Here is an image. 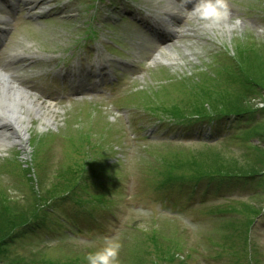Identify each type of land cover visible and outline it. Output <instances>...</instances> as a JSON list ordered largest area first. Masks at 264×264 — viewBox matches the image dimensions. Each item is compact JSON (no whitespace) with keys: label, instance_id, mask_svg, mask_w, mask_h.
Returning a JSON list of instances; mask_svg holds the SVG:
<instances>
[{"label":"rangeland","instance_id":"1","mask_svg":"<svg viewBox=\"0 0 264 264\" xmlns=\"http://www.w3.org/2000/svg\"><path fill=\"white\" fill-rule=\"evenodd\" d=\"M44 1V7L52 8L59 0ZM67 1L62 0L64 3ZM91 1L70 0L64 6L65 11L59 13L62 19L45 21L38 15L33 24L25 25L16 32L20 39L12 45L20 42L16 47L31 50L34 55L44 58L63 53V50L64 56L76 52V56L69 61L75 63L81 50L78 39L82 31L79 28L92 21L94 15L93 2L89 4ZM134 1L154 12L156 19L164 25L176 23L179 32L171 40L161 42V39H151L141 27L138 29L131 24L133 29L129 31L125 23L119 24L116 31L121 30L122 34L121 49L126 55L123 60L130 63L131 69H127L131 73L123 79V85L122 82L118 89L112 91L115 94L111 92L97 97L100 93L96 90L79 96L75 94L74 97L94 98L92 102L82 103V100L69 98L66 89V93L45 92L40 99L56 102L54 107L44 105L52 110L56 122L42 127L40 119H32L27 149L15 142L0 147V175L4 176L0 177V240L5 234L16 232L18 226L33 225L17 236L16 242L13 240L5 250H0V257L7 259L5 264H87L85 256L88 253L102 248L105 240L113 239L121 244L119 264H201L205 260L203 256L209 258L204 264H237V261L245 264L242 258H235L239 246L243 247L244 239L238 238L239 231L235 234L234 231L241 230L257 208L263 209V215L257 218L252 232L260 251L259 264H264V192L263 201L256 199L264 185L262 179L245 185L216 182L210 186L206 183L195 202H180L177 207L167 206V202L161 199L163 192L158 194L149 190L143 194L140 203L138 199L128 203L125 195H118L120 206L127 211L118 222L109 214H106L104 222L101 219L104 212L98 208L94 210L101 220L99 224H105L106 231L92 220H86L88 213H84L83 206L77 207L79 202L73 198L76 195L73 185L79 182L84 167H76L74 173L67 170L72 164H83L79 159L83 154H74L68 149L71 136L77 137L82 131H90L95 138L92 141L97 142L103 138V133L111 134L114 144L124 143L126 146L121 147V153L109 151L106 154L101 151L96 159L91 157L93 166L98 163L112 164L121 157L131 165L135 175L142 169L141 147L146 139L141 136L145 132L138 127L146 125L149 130H156L157 122L136 103L129 104L126 110L108 108L114 95L121 96L127 88H133L139 103L148 102L158 114L170 117L255 111L245 114L241 120H234L231 128L220 134L218 139L226 140L220 144L176 147L163 146L156 138L148 140V160L152 161L156 156L154 154L160 150L154 163L165 173L184 170L188 175L198 176L264 171V0H227V19L233 22L229 28L224 27V21L213 28H206L204 22L190 12L191 9L182 11L177 19L171 20L166 11L167 0ZM171 55L175 61L166 60ZM54 60L59 62L56 58ZM55 66L48 62L46 68L53 70ZM121 75L116 73L120 79ZM167 82H173L169 89L166 92L160 90ZM88 84L84 81L75 85L85 88ZM100 89L104 92L109 90L105 87ZM248 119L252 120L251 123H243ZM226 135L230 137L223 139L222 136ZM235 135L239 137L235 138ZM248 137L252 141L243 142ZM231 152L236 153L232 155ZM7 156L9 160H6ZM57 171L60 173L56 178L60 182L52 178ZM121 171L125 176H131L127 165L123 164ZM69 177L70 181H67ZM66 190L75 192L67 194L66 202L62 196L56 200L59 202L56 208L58 214L64 213L70 222L83 225L77 224L82 229L80 232L74 225V233L69 235L48 230L36 213L39 205L46 204L52 196ZM232 198L241 204H234ZM233 205L236 206L232 208L240 210L243 215L231 219ZM133 207L137 209L129 210ZM214 208L229 210L220 214H227V222L212 213ZM122 219L130 227L120 224ZM54 220L56 218L53 217L52 226L56 225ZM232 221L237 225L232 226ZM187 247H191L188 248L190 251ZM180 248L192 256L186 262ZM222 249H226L225 253L218 255Z\"/></svg>","mask_w":264,"mask_h":264},{"label":"bare ground","instance_id":"2","mask_svg":"<svg viewBox=\"0 0 264 264\" xmlns=\"http://www.w3.org/2000/svg\"><path fill=\"white\" fill-rule=\"evenodd\" d=\"M229 19L223 22L225 28L233 24ZM166 60L175 61V58L171 55ZM12 79V76L0 75V147L9 142L26 146L32 119H40L42 127L56 122L51 109L40 104L37 97L33 98L28 90L15 86ZM74 140L76 141L75 138Z\"/></svg>","mask_w":264,"mask_h":264},{"label":"clouds","instance_id":"3","mask_svg":"<svg viewBox=\"0 0 264 264\" xmlns=\"http://www.w3.org/2000/svg\"><path fill=\"white\" fill-rule=\"evenodd\" d=\"M190 12L204 22V27L213 28L227 19V0H195ZM120 248L121 244L118 241L105 240L103 247L88 253L85 260L87 264H119Z\"/></svg>","mask_w":264,"mask_h":264},{"label":"trees","instance_id":"4","mask_svg":"<svg viewBox=\"0 0 264 264\" xmlns=\"http://www.w3.org/2000/svg\"><path fill=\"white\" fill-rule=\"evenodd\" d=\"M68 164H71V163H68ZM73 165V164H72ZM72 165H70L69 167L70 168H68V170H67V172H69V173H74L75 171H76V167H78L77 165L76 166H74V167H72ZM62 171H64V170H62ZM61 171V172H62ZM58 173H60V172H58L57 171V174H53V177L52 178H54V180H56V181H59L60 182V180L58 179V178H56L57 176H58ZM72 175V174H71ZM71 178L73 177V176H70ZM70 177L67 179V181H70ZM37 213V212H36ZM31 224H29V225H26V226H22V227H20V226H18L19 228L18 229H16V232H12V233H10V234H5L3 237H2V239L0 240V250H5L6 249V247L8 246V244L10 243V242H12L17 236H19L22 232H24L25 231V229L27 228V227H29ZM31 226H33V225H31ZM15 229V228H14ZM5 257H6V255H5ZM0 263H2V264H5V263H7V259L6 258H3V257H0Z\"/></svg>","mask_w":264,"mask_h":264}]
</instances>
